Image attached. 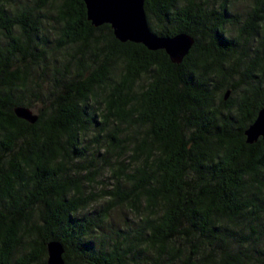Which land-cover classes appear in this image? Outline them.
<instances>
[{"label":"trees","instance_id":"trees-1","mask_svg":"<svg viewBox=\"0 0 264 264\" xmlns=\"http://www.w3.org/2000/svg\"><path fill=\"white\" fill-rule=\"evenodd\" d=\"M11 1L0 0V264H47L50 240L63 264H264V138L244 135L264 107V0H144L153 33L193 37L179 63L92 25L83 0ZM34 101L36 122L15 115ZM115 208L125 226L98 232Z\"/></svg>","mask_w":264,"mask_h":264},{"label":"water","instance_id":"water-1","mask_svg":"<svg viewBox=\"0 0 264 264\" xmlns=\"http://www.w3.org/2000/svg\"><path fill=\"white\" fill-rule=\"evenodd\" d=\"M87 19L94 26L109 24L113 35L121 42L141 43L149 50L163 49L174 63H179L189 52L194 39L185 32L172 36L157 35L149 28L144 0H83ZM229 94H224L226 99ZM15 115L29 123L38 119L37 113L24 105L13 109ZM245 141L249 144L264 138V107L260 108L255 119L244 130ZM47 264H63V245L56 240L46 244Z\"/></svg>","mask_w":264,"mask_h":264},{"label":"rangeland","instance_id":"rangeland-1","mask_svg":"<svg viewBox=\"0 0 264 264\" xmlns=\"http://www.w3.org/2000/svg\"><path fill=\"white\" fill-rule=\"evenodd\" d=\"M250 1V0H249ZM25 2V0H12L8 9L10 10L12 7H16L17 5L21 4ZM247 0H235V2L232 5V11H243L245 8H247ZM43 13L45 15H47L48 17H51L52 15H54L55 13V7L50 6L49 8L46 7L45 10L43 11ZM52 25H53V21H48L47 19L44 20V22L41 25V30H40V34H44L49 36L50 39H52L53 37V30H52ZM104 32V31H103ZM99 33V32H98ZM3 34L1 32V28H0V43H2L3 41ZM55 44V42L53 43V45ZM76 48V45H70L68 48L63 49V50H59L55 53V59L60 62L65 61L66 59H69V55H68V51L69 52H73ZM54 61V60H53ZM51 67V66H50ZM40 69L36 68L33 70L34 73H37ZM50 69H47V71H49ZM112 70V69H111ZM114 72H117L116 68H113ZM28 98H31V96H28ZM35 103V108H31L33 110V112L37 113L38 112V106L41 107V103L38 101H34ZM91 134V132H89V135ZM88 136H86V140H88ZM102 151L100 150L99 153H101ZM103 172H106V174H108V171L104 170ZM102 187V185L98 184L95 185L94 191L96 194H98L100 191L99 189ZM98 199V197H97ZM101 205L100 201L95 202L91 207H89L88 210H86L87 212H94L98 209V207ZM86 211H81V214H83ZM130 216L129 211H127L126 209L123 208H115L114 210H112L110 212V215L108 217V219H106V221H104L101 224L100 230L98 232H102V233H109L111 231V229H120L123 228L126 224L127 221V217ZM98 244V243H96ZM150 261V260H149Z\"/></svg>","mask_w":264,"mask_h":264}]
</instances>
